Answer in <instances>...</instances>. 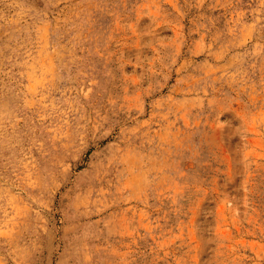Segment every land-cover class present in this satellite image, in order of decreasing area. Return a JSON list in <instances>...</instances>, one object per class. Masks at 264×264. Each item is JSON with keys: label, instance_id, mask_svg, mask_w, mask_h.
<instances>
[{"label": "rangeland", "instance_id": "1", "mask_svg": "<svg viewBox=\"0 0 264 264\" xmlns=\"http://www.w3.org/2000/svg\"><path fill=\"white\" fill-rule=\"evenodd\" d=\"M0 264H264V0H0Z\"/></svg>", "mask_w": 264, "mask_h": 264}]
</instances>
